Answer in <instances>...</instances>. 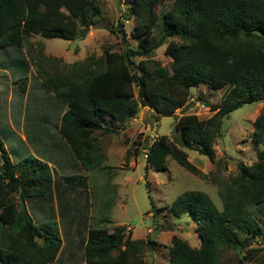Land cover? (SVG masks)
<instances>
[{
  "label": "trees",
  "instance_id": "1",
  "mask_svg": "<svg viewBox=\"0 0 264 264\" xmlns=\"http://www.w3.org/2000/svg\"><path fill=\"white\" fill-rule=\"evenodd\" d=\"M125 4L133 17L129 37L135 48L128 47L121 54L104 50L103 59L89 58L51 72L42 65L59 60L44 56L42 45L36 51L27 50L42 56L36 63V78L46 91L45 97L60 105L49 120L52 139L47 131L40 138L48 136L53 147L59 148L55 152L61 150L56 161L59 170H79V166L85 172L101 170L92 135L96 131L110 133L102 126L105 116L122 124L134 118L139 107L170 116L186 106L192 88H225L218 104L211 106L213 114L209 118L199 121L195 115L182 114L174 125L183 146L214 163L213 144L222 120L243 105L264 101V0H127ZM163 6L168 8L161 12ZM100 14L101 7L95 0H0V51L21 53L34 35L73 41L80 29L92 26L93 18ZM159 24L155 38L153 30ZM119 32L126 37L123 30ZM163 45L170 58V73L150 57ZM134 57L141 60L134 63ZM100 60L104 68L98 67ZM25 68L17 69L25 75ZM26 80L24 77L14 82L22 94L27 90ZM5 93L14 95L8 87ZM43 110L42 117L48 114ZM252 126L250 142L257 149L264 144V111ZM7 130L1 131L6 139L12 135L21 144L27 141L11 128ZM13 156L15 159L0 139V264H53L75 224L72 213L78 208L72 209L78 207L73 205H78L77 198L85 197L83 214H87L91 203L87 176L60 175L55 181L46 162L31 155ZM167 157L187 172L202 176L167 136L157 137L148 146L145 169L165 171ZM256 157L250 166L238 164L237 174L228 182L218 183L221 210L200 191L186 192L167 207L172 216L189 215L199 239L198 247H191L172 236L168 264H220L224 245L243 253L242 259L247 262L264 264L261 250L253 246L256 239L264 238V225L250 211L256 207L255 211L264 212V149ZM85 216L80 264H148L142 252L155 245L154 241L132 239L123 226L109 231L102 226L107 213L98 227H89Z\"/></svg>",
  "mask_w": 264,
  "mask_h": 264
},
{
  "label": "rangeland",
  "instance_id": "2",
  "mask_svg": "<svg viewBox=\"0 0 264 264\" xmlns=\"http://www.w3.org/2000/svg\"><path fill=\"white\" fill-rule=\"evenodd\" d=\"M95 2L101 7V14L93 18L92 26L81 28L73 41L44 39L34 35L28 38L25 46L21 48V53H14L12 49L0 51V139L11 159H15L13 155H31L46 162L50 170H53L55 181L60 175H86L91 202L90 210L89 208L87 210L89 211L88 226L98 227L99 220L107 213L102 226H106L109 231L114 226H123L132 239L154 241L155 245L143 250L142 259L148 264H168L167 248L172 236L187 241L191 247H198L199 239L189 215L172 216L167 207L186 192L200 191L211 199L218 210L222 209L218 183L226 180L228 182L229 178L235 176L238 164L247 166L254 164L257 160L256 154L264 149V144L255 149L250 142L252 123L255 117L264 111V101L243 105L222 120L220 134L213 144L214 163L196 150L183 146L178 132L174 129L175 121L182 114L195 115L199 121L209 118L213 114L211 106L218 104L225 91V88L214 91L199 85L190 90L186 106L170 116L156 114L147 107H139L135 117L127 119L122 124L105 116L102 126L109 128L110 133L96 131L92 135L102 169L95 168L85 172L79 166V170L62 167L59 170L56 161L59 162L58 153L61 150L55 152L59 148L53 147L54 142L51 141L49 132L52 121L49 120L55 117V109L60 105L45 97L46 91L40 86V80L36 78L39 72L36 63L42 56H38L37 53L29 54L27 50L36 51L42 45L44 56L59 60L56 63L46 62L42 65L43 69L51 72L89 58L95 60L102 58L104 50L121 54L128 47L135 48V42L129 37L134 22L125 4L127 0L125 3L122 0H95ZM167 8L168 6H163L161 12ZM159 28L160 24L154 28L153 37L158 38ZM119 30H123L126 34L125 38L121 37ZM165 46L154 50L150 57L170 73V58L165 55ZM29 55L31 58L28 57ZM132 60L136 63L141 58L134 57ZM18 61H22L24 65ZM98 63L99 68L100 66L104 68L103 60ZM15 67L16 69L26 67L25 75L18 69L10 70ZM24 77L27 78V90L22 94L19 90L20 86L14 82ZM7 87L12 90L13 96L5 93ZM133 91L136 93V88H133ZM48 96L51 98L53 95ZM192 99L194 101H191ZM195 102H199V106L196 107ZM43 108L48 113L44 117L41 114ZM60 115L61 111L58 118ZM7 125L9 129L15 128L21 139L26 138L27 141L21 144L12 135L6 139L1 131H8ZM44 131L48 132L51 139L48 136H45V139L40 138ZM159 136H167L184 151L188 161L201 172L202 176L187 172L170 157L166 158L165 171H157L153 168L146 170L144 150H147L152 141ZM55 137L58 141V132ZM57 145H60L59 142ZM13 151L14 153L17 151V154H13ZM127 151L130 152L129 156H126ZM1 162L0 157V166ZM26 208H29L27 203ZM255 209L256 207H253L250 211H254L253 215L257 217L258 223L264 225V212H257ZM51 219L54 220L55 217ZM64 219L69 218L65 215ZM70 232V236L75 234L77 238L73 239L80 246L79 241L85 240L82 223L77 221ZM62 236H64L63 232ZM253 246L261 250L263 257L264 238L256 239ZM64 253L65 250L63 254L61 251L53 264H67ZM242 257L243 253H238L232 247L224 245L221 247L219 262L220 264H252Z\"/></svg>",
  "mask_w": 264,
  "mask_h": 264
},
{
  "label": "crops",
  "instance_id": "3",
  "mask_svg": "<svg viewBox=\"0 0 264 264\" xmlns=\"http://www.w3.org/2000/svg\"><path fill=\"white\" fill-rule=\"evenodd\" d=\"M12 130H14L15 132H16V130H15V128H11ZM147 150H144V152H146ZM77 203H78V205L77 204H75V203H73V205H76V206H78V207H73V211L76 209V208H78V210L77 211H74L72 214H74L73 215V217L75 218V223L77 222V221H79L80 223H82V225H83V219H84V214H83V211L86 209V202H85V197H83L82 198V200H80L79 198H77ZM89 203H90V195H89ZM90 205H91V203H90ZM87 210H88V208H87ZM89 210H90V206H89ZM76 212V213H75ZM88 216V217H87ZM86 218H88V220H87V225H88V221H89V211L87 212V214H86V216H85ZM76 239L77 237H75V234H72L70 237H69V239L67 240H65L64 242H62V245H61V251H62V254H63V252H64V250H65V253L64 254H66V258H65V261L67 262V264H80L81 262H80V257H81V252H80V247L78 246V243H76L75 242V240L74 239ZM79 240H80V238H79ZM79 243H80V241H79ZM60 251V252H61ZM58 259V258H57ZM64 261V262H65ZM59 262V261H58ZM57 262V263H58ZM60 264V263H59Z\"/></svg>",
  "mask_w": 264,
  "mask_h": 264
},
{
  "label": "built area",
  "instance_id": "4",
  "mask_svg": "<svg viewBox=\"0 0 264 264\" xmlns=\"http://www.w3.org/2000/svg\"><path fill=\"white\" fill-rule=\"evenodd\" d=\"M191 101H194L193 99ZM196 107L199 106V102H195ZM145 157H146V153H145Z\"/></svg>",
  "mask_w": 264,
  "mask_h": 264
}]
</instances>
